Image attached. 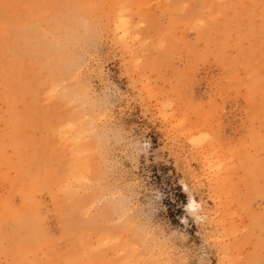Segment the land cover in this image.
<instances>
[{
	"label": "rangeland",
	"instance_id": "obj_1",
	"mask_svg": "<svg viewBox=\"0 0 264 264\" xmlns=\"http://www.w3.org/2000/svg\"><path fill=\"white\" fill-rule=\"evenodd\" d=\"M0 264H264V0H0Z\"/></svg>",
	"mask_w": 264,
	"mask_h": 264
},
{
	"label": "trees",
	"instance_id": "obj_2",
	"mask_svg": "<svg viewBox=\"0 0 264 264\" xmlns=\"http://www.w3.org/2000/svg\"><path fill=\"white\" fill-rule=\"evenodd\" d=\"M175 196H176V201L174 203H176V207H175V210L172 212V210H169V213L171 214V218L172 220H174V215L172 214H180L182 212V205H185L186 204V196L183 192H181L179 186H176L175 187ZM178 203V204H177ZM171 205V203L169 204V206ZM173 205V204H172ZM180 205V206H179ZM170 216V215H169Z\"/></svg>",
	"mask_w": 264,
	"mask_h": 264
},
{
	"label": "bare ground",
	"instance_id": "obj_3",
	"mask_svg": "<svg viewBox=\"0 0 264 264\" xmlns=\"http://www.w3.org/2000/svg\"><path fill=\"white\" fill-rule=\"evenodd\" d=\"M71 15H73V13H70V14L67 15V17L69 19V21H68V29L70 30V33L73 34L76 31V29H77V24H76V22L72 21ZM73 19H74V17H73ZM186 207L187 208H191L192 207L191 203L189 205H187Z\"/></svg>",
	"mask_w": 264,
	"mask_h": 264
},
{
	"label": "clouds",
	"instance_id": "obj_4",
	"mask_svg": "<svg viewBox=\"0 0 264 264\" xmlns=\"http://www.w3.org/2000/svg\"><path fill=\"white\" fill-rule=\"evenodd\" d=\"M205 136L207 137V134H205Z\"/></svg>",
	"mask_w": 264,
	"mask_h": 264
}]
</instances>
